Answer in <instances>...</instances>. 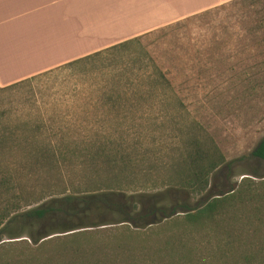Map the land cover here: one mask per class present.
I'll return each instance as SVG.
<instances>
[{
	"label": "rangeland",
	"instance_id": "1",
	"mask_svg": "<svg viewBox=\"0 0 264 264\" xmlns=\"http://www.w3.org/2000/svg\"><path fill=\"white\" fill-rule=\"evenodd\" d=\"M210 18L154 30L137 44L0 91V174L26 187V202L104 185L116 168L113 160L127 163L123 182L130 184L132 156L148 154L151 163L144 168L162 166L190 123L205 130L226 162L241 160L229 173L216 170L201 196L177 199L195 207L249 179L260 198L253 203L257 212L246 207L230 230L182 232L167 227L168 220L140 230L125 224L142 235L128 241L129 257L111 260L110 253L99 257L104 264H264V161L249 158L264 138V0H247ZM205 47L215 49L209 58ZM152 66L165 82L145 79L155 73ZM155 89H165L164 99ZM36 146L52 151L55 168H17ZM122 225L54 234L39 243L81 232L83 246L105 252L118 242ZM17 241L32 246L25 237L1 243Z\"/></svg>",
	"mask_w": 264,
	"mask_h": 264
},
{
	"label": "trees",
	"instance_id": "2",
	"mask_svg": "<svg viewBox=\"0 0 264 264\" xmlns=\"http://www.w3.org/2000/svg\"><path fill=\"white\" fill-rule=\"evenodd\" d=\"M244 1L247 0L230 1L159 30L188 25L206 18L209 19L208 23H211L210 17ZM143 36L78 59L63 68L85 63L102 54L137 44ZM221 44L224 45V43L219 45ZM212 50L215 49L205 47L202 53L209 58ZM152 72L155 73L145 76L146 80L158 77L165 82L160 71L154 66ZM33 78L3 87L0 91L18 87ZM164 90L155 89L153 93L164 99ZM175 148V154L171 155L165 164L153 169L144 168L145 164L147 166L151 163L148 154L132 156L130 184L123 182L127 179V163L113 160L111 164L116 168L104 185L92 183L91 187L75 193L56 195L47 193L31 202H26L23 198L26 187H15L8 173L0 174V264H104L99 257L108 256L110 253L111 260H116V257L122 260L129 257L128 241L139 239L142 235L138 231H130L124 226L125 224L140 230L149 224L157 225L160 221L168 220L167 227L182 232L203 229L230 230L237 225L239 221L237 215L246 207L250 213L257 212L258 208L253 203L260 198L252 194L250 188L253 184L249 179H241L235 188L230 186L225 191L226 195L219 193L195 207H191L187 201L177 199L179 194L186 195L187 199L201 196L207 189L209 177L216 170L224 169L229 173L232 166L241 160L226 162L212 138L196 123H190L185 127ZM30 155L27 158L28 162L25 165L21 163L17 168L24 169L23 166L55 168L56 166L54 155L46 146H36ZM249 158L264 161V138L252 149ZM92 172L97 176L98 171L94 169ZM246 176L262 179L254 173ZM261 185H264V180L261 181ZM222 187H226L225 184ZM178 213L182 216L173 217ZM156 215L160 219L155 221ZM147 217L151 221L145 224L142 221ZM110 224L123 225L117 230L118 242L109 251L83 246L80 242L81 232L49 238L39 243L41 238L50 235ZM40 228L44 231L40 232ZM22 237H25L32 246L29 247L25 241L1 243L3 239L18 240Z\"/></svg>",
	"mask_w": 264,
	"mask_h": 264
},
{
	"label": "crops",
	"instance_id": "3",
	"mask_svg": "<svg viewBox=\"0 0 264 264\" xmlns=\"http://www.w3.org/2000/svg\"><path fill=\"white\" fill-rule=\"evenodd\" d=\"M233 0H0V88Z\"/></svg>",
	"mask_w": 264,
	"mask_h": 264
},
{
	"label": "water",
	"instance_id": "4",
	"mask_svg": "<svg viewBox=\"0 0 264 264\" xmlns=\"http://www.w3.org/2000/svg\"><path fill=\"white\" fill-rule=\"evenodd\" d=\"M215 198H217V197H215ZM151 224H149L148 226H150Z\"/></svg>",
	"mask_w": 264,
	"mask_h": 264
}]
</instances>
